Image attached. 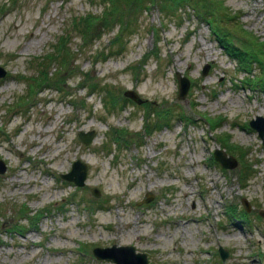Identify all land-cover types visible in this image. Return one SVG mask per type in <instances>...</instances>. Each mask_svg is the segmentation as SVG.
Listing matches in <instances>:
<instances>
[{"label":"rangeland","instance_id":"1","mask_svg":"<svg viewBox=\"0 0 264 264\" xmlns=\"http://www.w3.org/2000/svg\"><path fill=\"white\" fill-rule=\"evenodd\" d=\"M117 1L125 26L107 0H0V264H114L90 251L112 243L146 264H264V143L247 123L264 86L242 80L264 62L243 70L210 30L264 46V0ZM74 159L80 185L60 176Z\"/></svg>","mask_w":264,"mask_h":264},{"label":"water","instance_id":"2","mask_svg":"<svg viewBox=\"0 0 264 264\" xmlns=\"http://www.w3.org/2000/svg\"><path fill=\"white\" fill-rule=\"evenodd\" d=\"M206 69V64L202 66L201 73ZM5 73L4 68L0 66V77ZM174 77L176 80V97L182 98L188 87V79L186 76L181 75L177 71L174 72ZM124 96H127L134 100L135 102H140L142 99L137 95L133 89H124L122 91ZM248 125L252 127L260 141L264 143V116L255 115L247 121ZM93 135L92 130H78L76 132L77 138L83 142L87 143ZM213 159L221 166L226 168H231L235 165L236 159L231 154L225 153L222 148L214 147L211 151ZM4 163L0 159V172L4 170ZM85 174V164L79 159H74L70 163L69 170L60 174V176L66 180L71 181L75 185H80L83 182ZM90 192L93 195L98 194V190L95 187L89 188ZM152 194L146 192L145 196L142 198V201H147L151 198ZM240 202L244 210H248L250 205L246 198L241 197ZM263 211H260V214H263ZM91 253L96 258H110L114 264H146V256L143 251H135L131 244H114L112 243L109 246H93L91 248ZM217 253L222 259L226 256L227 252L221 246H217Z\"/></svg>","mask_w":264,"mask_h":264},{"label":"trees","instance_id":"3","mask_svg":"<svg viewBox=\"0 0 264 264\" xmlns=\"http://www.w3.org/2000/svg\"><path fill=\"white\" fill-rule=\"evenodd\" d=\"M107 1L111 5L108 8V11L109 10L110 11L115 10V12L118 15L117 18L118 19H123L124 22H125L124 23V26H125V24L128 23V20H126L124 18H121V12L118 9L119 2L117 0H107ZM132 1L134 2V0H132ZM194 2L196 4H199V7L201 8V7H206V6H208V7L209 6H214V5H216L215 3L217 1H215V0H194ZM116 8H117V10H116ZM200 8L199 9H195L197 11L196 13L198 15H200L204 20H206L207 22H209V17L208 16H205V14H204V11H208V10L204 8V10L202 11V10H200ZM85 19L86 20H89V18H87V17ZM86 20H83L84 26L86 25V27H83V29H85L86 32L88 33L89 29H88V24H87V21ZM215 28L216 27L214 25H211V23H210V30L214 33V39H215V41L220 45V47H222L226 51V53L228 55H230L231 57H235L236 58V64H237L238 67L242 68L245 71H249V69L251 67L250 66V63L251 62L253 64H255V62L258 63V64H260L261 61L264 62V56L262 55V52H264V49H263L264 46L261 43V41H258L256 39H251L249 37H244L245 40L247 41V43H252L253 44V48L252 49L251 48L246 49L245 46L236 48V46H234L226 37L223 36V34L220 31H218ZM247 54H248V56H246ZM247 62H249V63H247ZM45 73H46V71H45ZM45 73H44V75H45ZM242 80H243L244 83L249 84V85H250V83L255 82L254 84H251V85L264 86V80L259 79L255 75H253L251 77H246L245 79L242 78ZM256 81H258V83H256ZM36 82L37 83L38 82H41V80L38 79V80H36ZM88 86H92V85L90 83H88ZM89 88L90 89H88V93L91 91V87H89ZM205 120H206V122H209V125H210V128L211 129L215 128V126H213L211 124V122H210V121H212V119L207 118L205 116ZM241 168H242V171L243 172H246L249 169V167H244V166H242ZM238 176L241 179V176L239 174H238ZM243 179L244 178H242V180ZM227 210L229 212L233 211L231 208H228ZM24 217H25L26 220H27V218L30 219L29 215H27L25 212H24ZM30 222H31V220H30ZM34 223L35 222H31L32 225H34ZM12 230L13 231H16L17 233H20L21 232L20 228L18 226H16V225H15V227L12 228Z\"/></svg>","mask_w":264,"mask_h":264},{"label":"bare ground","instance_id":"4","mask_svg":"<svg viewBox=\"0 0 264 264\" xmlns=\"http://www.w3.org/2000/svg\"><path fill=\"white\" fill-rule=\"evenodd\" d=\"M245 88V87H244ZM15 115V114H14ZM180 119V118H179ZM27 208V207H26ZM9 234V233H8ZM2 235V234H1ZM1 239V238H0ZM3 245V244H2Z\"/></svg>","mask_w":264,"mask_h":264}]
</instances>
